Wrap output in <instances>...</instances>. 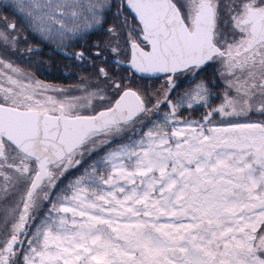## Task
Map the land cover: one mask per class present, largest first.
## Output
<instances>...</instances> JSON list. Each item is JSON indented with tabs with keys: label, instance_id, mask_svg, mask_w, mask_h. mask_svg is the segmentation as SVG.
<instances>
[{
	"label": "snow or ice",
	"instance_id": "1",
	"mask_svg": "<svg viewBox=\"0 0 264 264\" xmlns=\"http://www.w3.org/2000/svg\"><path fill=\"white\" fill-rule=\"evenodd\" d=\"M0 264H264V0H0Z\"/></svg>",
	"mask_w": 264,
	"mask_h": 264
},
{
	"label": "flooded vegetation",
	"instance_id": "2",
	"mask_svg": "<svg viewBox=\"0 0 264 264\" xmlns=\"http://www.w3.org/2000/svg\"><path fill=\"white\" fill-rule=\"evenodd\" d=\"M30 43L34 45L37 41L30 38ZM41 48L42 51L38 58L45 62L47 71L36 72L39 79L61 86H70L78 82L75 77H69L67 75L73 71V69L69 67L70 61L57 55L52 48L47 45H41ZM33 71H35V68H33Z\"/></svg>",
	"mask_w": 264,
	"mask_h": 264
}]
</instances>
